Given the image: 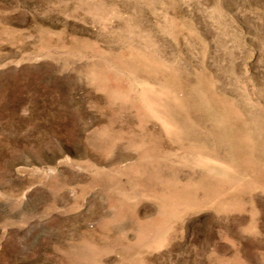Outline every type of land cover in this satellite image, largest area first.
<instances>
[{
  "label": "rangeland",
  "instance_id": "rangeland-1",
  "mask_svg": "<svg viewBox=\"0 0 264 264\" xmlns=\"http://www.w3.org/2000/svg\"><path fill=\"white\" fill-rule=\"evenodd\" d=\"M0 264H264V0H0Z\"/></svg>",
  "mask_w": 264,
  "mask_h": 264
}]
</instances>
